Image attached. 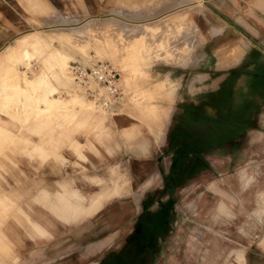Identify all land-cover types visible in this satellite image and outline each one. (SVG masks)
<instances>
[{
  "label": "rangeland",
  "instance_id": "obj_1",
  "mask_svg": "<svg viewBox=\"0 0 264 264\" xmlns=\"http://www.w3.org/2000/svg\"><path fill=\"white\" fill-rule=\"evenodd\" d=\"M156 1L160 0H146L144 5L153 6ZM197 1L189 0L180 8L196 9L188 6ZM206 1L199 3L206 5ZM253 1L236 0V7L248 18H254L253 23L264 24V4ZM251 5H256L259 17H252ZM121 6L116 12L91 15L70 25L57 24L52 28L22 33L0 50V264H20L23 253L35 246L37 201L30 193L35 191L36 173L48 163H53L54 168L71 165L86 173L107 169V181L113 188L107 196L101 194L96 199L95 191H87L84 198L95 200L93 205L97 203L90 208L59 207L63 195L57 192L52 201L53 196L48 199L45 192L44 198L38 199L40 202L43 199L45 205L44 222L38 226V234L45 237V248L53 242L51 238L57 236L59 225L64 224L59 222L85 220L77 228L81 231L100 219L104 226L120 224L123 231L124 239L116 242H122L118 245V255L108 256L113 260L112 264H150L147 248L150 242L154 243L156 260L163 257L159 253L164 248V262H170L174 244L167 236L181 233L178 228L184 219L188 223L193 221L188 232L190 237L197 239L192 240L193 252L197 241L199 249L206 247L207 236H203L200 227L194 225L197 219L226 221L229 184L264 183L259 175L264 173V144L258 142L259 130L256 128L264 122V104L260 103L258 96L260 88H264V80L260 79L263 70L259 64L264 61V44L259 42L264 40V35L258 32L254 34L256 39L244 29L246 36L243 35L249 39L251 47L239 49L234 46L221 50L222 60L217 61L220 71L216 73L202 69L175 75L171 64L192 67L198 61L195 46L202 44L205 34L197 32L200 39H196V35L189 32L187 43L179 45L189 30L183 27L185 23L181 21L180 9L154 18L137 0L121 1ZM167 6L163 3L159 9ZM227 6L232 8V1H228ZM175 12L178 13L173 14ZM55 13L61 12L56 10ZM92 18H98L101 23L88 24ZM161 19L170 28L164 35L155 33L151 41H148V33L135 35L132 31H121L115 35L121 27L108 25L119 20L136 27L144 24L154 30V25ZM58 26L61 27L59 30H53ZM50 32L55 33L48 34ZM215 33L211 32L212 35ZM218 35L221 34L214 36ZM33 36L41 37L38 48L31 46ZM106 41H109L107 45ZM8 45L11 46L3 54ZM27 46H30L28 54L19 50ZM203 56L204 52L198 55L200 59ZM100 57L112 60L121 72L124 96L111 108L87 96L69 71L73 59L90 63ZM12 65L21 72L19 80L47 78L50 86L18 90L15 81L7 75L10 73L4 75ZM246 75L249 89L236 87ZM178 82L180 88L174 91L173 85ZM188 87L201 88L204 94L195 95V90H189L192 95L182 97ZM207 90L218 91L211 94ZM46 91L50 97L63 102L72 103L74 98H80L85 105L77 103L47 111L46 99L41 98ZM12 96L19 98L13 99ZM27 96L32 100H26ZM39 98L42 100L37 101ZM14 102L15 105L11 104ZM160 105H163L164 113L153 120H159L162 126L160 131L164 138L160 141H165L167 132L169 138L149 157L136 159L131 151L134 144L137 145L146 133L155 136V125L153 123L151 128V119L147 117L152 112L143 113V109L152 111ZM251 107L253 110L249 112ZM116 138L121 140L118 146L124 148V152L118 155L114 148ZM136 163L141 164L140 178L145 180V185L150 181L148 190L142 187L141 191L137 190L133 175ZM234 173L238 175L233 176ZM147 193L151 196L149 207H135L138 199L146 200ZM111 195H119L120 200L95 217L102 210V207L97 208L104 203L102 199ZM261 195L264 201V194ZM80 196V191L73 188L67 198L78 205L74 199ZM82 212L84 214L80 215ZM117 230L113 227L108 232L116 233ZM148 232H153L156 239H149ZM133 233L139 234L140 238L135 243L132 242ZM135 250L138 255L134 256ZM94 258L100 259L99 256ZM94 263L96 261L91 262Z\"/></svg>",
  "mask_w": 264,
  "mask_h": 264
},
{
  "label": "crops",
  "instance_id": "obj_2",
  "mask_svg": "<svg viewBox=\"0 0 264 264\" xmlns=\"http://www.w3.org/2000/svg\"><path fill=\"white\" fill-rule=\"evenodd\" d=\"M121 1L124 2L127 0H0V50L6 46L9 41L25 32L40 30L45 27L52 28L57 24L70 25L80 22L91 15H105L110 12H116L117 9L122 8ZM137 1L140 5L144 6L145 11L148 10V12H150L148 15H152L154 18L168 13L170 14L180 9L178 12L183 16L181 21L185 23L183 27L189 28V30L184 33V37L182 35L183 38H181L183 42L179 45L187 43L189 32L195 34L196 39H200L197 32L205 34V40L202 44H197L195 46L196 57L204 52L203 58L201 57L200 61H197L198 63L196 62L192 67H185L181 63L171 64L175 75L182 71L188 73L194 70L197 72L202 69H209L213 73H216V71H220L217 61L221 59V50L234 46H238L239 49L244 46H247V49L251 47V45H248L250 42L248 41L249 39L245 37L246 32L244 29L255 38L257 36L254 34L258 32L264 35V24L261 22L253 23L254 18H248L240 12L236 7V0H194L197 2H194L192 5L190 4L188 7L196 9L180 8L188 4L189 0H160L159 2L156 1L155 5L147 7L144 5L146 0ZM202 1H206V5L199 3ZM228 1H232V8L227 6ZM163 3H166L168 6L159 9ZM254 3L264 4V0H255ZM255 7L256 5H251L249 7V12L252 17H259V12ZM56 10L61 13L56 15ZM152 10L154 12H151ZM173 14H177V12ZM73 17H77L78 19H74ZM240 17L250 22L247 24L246 21L242 20ZM91 21L100 22L98 18H92L90 22L89 20L87 22L91 23ZM113 24L121 27L120 30H116L115 35H118L121 31L123 33L132 31L135 35H144L150 30L148 32V41H151L155 33L163 34L170 28L162 19L158 20L154 25V30L151 28H147V30L144 24L136 27L127 23L124 24L119 20L110 22L108 25ZM60 28L61 27L58 26L53 28V30L57 31ZM215 31L221 35H212L211 32ZM54 33L55 32H50L48 34ZM37 34L43 33L38 32ZM109 34L111 35V33ZM24 38H26V36H24ZM16 42L17 41L14 43ZM108 42L109 41H106L105 44L107 45ZM259 42L264 44V40L260 39ZM11 45H8L6 49L3 50V54L7 52V49ZM261 58L263 59V57ZM259 64L260 70H263L260 72V79L262 81L264 80V61L261 60ZM204 67H211L212 69ZM247 78V75L242 76L236 87L241 86L245 89H249L247 87ZM189 90H195V95L204 94V90L201 88H185L182 97L192 95V93L188 92ZM218 90L207 91H211V94H213ZM258 96L260 103L263 105L264 88H260ZM252 110L253 108L251 107L249 112ZM256 128L259 130L258 137L260 140L258 142L264 144V122H261ZM167 138H169L168 132L165 141ZM164 142L156 139L154 134L146 133L137 145L134 144L131 150L132 155H135L136 159L149 157L150 154ZM118 144H121V140L116 138V145L114 146L116 155L124 152L123 145L120 147ZM141 173V164L136 163L133 166V175L136 181V187L138 185L137 190L141 191V187L148 190L147 188L150 186V181L148 180V184L145 185V180L140 178ZM237 175L238 173H234L233 176ZM259 175L261 176L260 180H264V173H260ZM108 178L109 174L107 173V169L100 170L99 172L95 171V173H86L82 169L72 168L71 165H60L54 168L53 163L46 164L41 171H38L36 173L35 191L34 193H30V195H35L37 201L35 204L36 213L34 216L35 224L37 225V233L35 235L36 242L33 248L23 253L24 258L20 264H91L92 261H96L94 264H99L98 260L101 261V264H112L111 262L113 260L111 261V259H108V256L118 255V253H116L119 248L118 245L122 244V242L119 244H116V242L124 239L120 224L104 226V224H102L103 220L96 219L91 226L77 231V228L84 224L85 220H79L77 222L71 220L59 222L64 224L59 225L57 236L51 238L53 242L49 243L46 248L44 246V235L42 233L38 234V226L43 225L45 217L43 199L41 202L38 199H40V197L44 198L45 192L49 195L48 199L53 196L51 199L52 201L54 197L57 196V192L63 195L61 197L63 199L60 201L62 203L58 204L59 207H95L97 204L95 203V205H93L95 200L86 199L84 195L87 191H95V199L101 194L103 197L107 196L109 190L113 188L109 187ZM73 188H77L81 193L80 197L74 199V201L79 202L78 205L67 198L69 191ZM228 192L229 196L226 203L228 215L226 221L218 222L215 221V219L213 220V218H200V220L197 219L198 221L194 223L195 226L198 228L200 227L202 235L207 236V243L204 244L206 247H201L199 249V247H197L199 242L197 241L195 251L193 252L192 240L197 239L188 235L190 224H193V221L188 223L187 219H184L178 228V230H181V233L167 236L172 244H174L170 262H164L166 251L164 248L161 254L159 253V256L163 254V257H161L160 260L159 258L156 260L154 243L151 244L150 242L147 247L148 256L151 257L150 264H264V201L261 195L264 194V183L229 184ZM148 193L146 194V200L138 199L135 204L136 206L134 204L132 206L137 208L149 207L148 201L151 196L148 195ZM232 196L234 197L233 200ZM104 199L105 198L102 199L104 203L97 206V208L102 207V210L94 215L95 217L101 214L106 207L118 202L120 197L119 195L116 197L111 195L108 196L106 200ZM63 202L65 203L63 204ZM92 213L93 212L89 214L92 215ZM83 214V212L80 213V215ZM135 221L136 219L133 220V228L135 227ZM150 221L151 219L149 216L148 222ZM75 223L78 225H75ZM113 227L118 229L117 232L109 233L108 230ZM164 235L166 238V234ZM148 238L151 240L156 239L153 232H148ZM139 239V234L133 233L132 242L135 243ZM161 239H164L163 235ZM135 251H133L134 256L138 255V252L136 251V253ZM95 256H99L100 259H95ZM104 257H106V259H104Z\"/></svg>",
  "mask_w": 264,
  "mask_h": 264
},
{
  "label": "built area",
  "instance_id": "obj_3",
  "mask_svg": "<svg viewBox=\"0 0 264 264\" xmlns=\"http://www.w3.org/2000/svg\"><path fill=\"white\" fill-rule=\"evenodd\" d=\"M69 68L80 88L94 102L111 108L124 96L121 72L112 60L100 57L86 63L73 59Z\"/></svg>",
  "mask_w": 264,
  "mask_h": 264
},
{
  "label": "bare ground",
  "instance_id": "obj_4",
  "mask_svg": "<svg viewBox=\"0 0 264 264\" xmlns=\"http://www.w3.org/2000/svg\"><path fill=\"white\" fill-rule=\"evenodd\" d=\"M176 13V12H175ZM178 13V12H177ZM59 20V19H58ZM89 22H90V20H89ZM88 23V22H87ZM91 23H92V21H91ZM160 23V22H159ZM89 24V23H88ZM94 24V23H93ZM87 25V24H86ZM228 25V24H227ZM155 27V26H154ZM228 27H229V25H228ZM85 28V27H84ZM73 29V28H72ZM147 29V28H146ZM85 30V29H84ZM83 30V31H84ZM148 30V29H147ZM222 30V29H221ZM79 31V30H78ZM86 31V30H85ZM150 31V30H149ZM148 31V32H149ZM81 32H82V30H81ZM147 32V33H148ZM217 32V31H216ZM220 32V31H219ZM221 33V32H220ZM149 34V33H148ZM151 34V33H150ZM215 34H218V33H215ZM214 34V35H215ZM146 35V34H145ZM33 37H35V36H33ZM111 38V37H110ZM32 42H33V40H32ZM23 43V42H22ZM41 45V37H35L34 38V42L31 44V46L33 47V48H38L39 46ZM18 48H20V47H18ZM17 48V49H18ZM29 49H30V46H27V47H24V48H22V49H19L21 52H24V53H27L28 54V51H29ZM8 50V49H7ZM16 50V49H15ZM31 50H33V49H31ZM12 52H14V50L12 51ZM16 52H19V51H17L16 50ZM20 52V53H21ZM11 55H13L12 53H10V55L9 56H11ZM14 55H15V53H14ZM21 55V54H20ZM12 57V56H11ZM16 58V57H15ZM19 58V57H18ZM198 58V61H200V58L199 57H197ZM193 61H197V60H193ZM194 63H196V62H194ZM198 63V62H197ZM148 65V64H147ZM146 65V66H147ZM191 65H192V62H191ZM144 67H145V65H144ZM162 68V67H161ZM164 68V67H163ZM166 68H167V66H166ZM139 69V68H138ZM158 69V68H157ZM69 71H70V68H69ZM7 72H9L10 74H7ZM5 74V77H6V74L7 75H10V77L15 81V85H17L16 86V88L18 89V90H20V89H22V90H25V89H32V88H48L49 86H50V83H49V80L47 79V78H44V79H39V80H37V81H33V80H31V79H23V80H19L20 79V77H22L21 76V72L19 71V69H17L14 65H12L11 67H9V69H7L5 72H4ZM70 73H71V71H70ZM71 75H72V73H71ZM4 77V76H3ZM9 77V76H8ZM7 77V78H8ZM72 77H73V75H72ZM7 78L5 79V80H7ZM10 79V78H9ZM8 79V80H9ZM74 79V78H73ZM189 79V78H188ZM4 80V79H3ZM4 80V81H5ZM7 80V81H8ZM11 80V79H10ZM9 82H11V81H9ZM5 84V83H4ZM185 85V84H184ZM190 85V84H189ZM186 87V86H185ZM180 88V85H179V82L178 83H175L174 85H173V89H174V91H176V90H178ZM189 88V87H188ZM39 91V90H38ZM48 92L49 91H46V94H44V97H41V98H44V99H46V101H44V102H47V105H46V110L47 111H51V110H54V109H57V108H59V107H67L68 105H74V104H77V103H81V104H84L85 105V103L80 99V98H74L73 99V101L74 102H68V101H62V100H60L59 98H57V97H50L49 95H48ZM20 93V92H19ZM17 95V94H16ZM42 95V94H41ZM40 95V96H41ZM181 95V94H180ZM19 96V95H18ZM20 97V96H19ZM19 97H16V98H19ZM39 97V96H38ZM12 98L14 99L15 98V96H12ZM15 98V99H16ZM27 98L28 99H31L29 96H27L26 97V100H27ZM35 99H36V97H35ZM32 100V99H31ZM30 100V101H31ZM39 100H42V99H38L37 101H39ZM120 100V99H119ZM15 101V100H14ZM17 101V100H16ZM33 101H36V100H33ZM32 101V102H33ZM36 101V102H37ZM72 101V100H71ZM19 102V101H18ZM43 102V103H44ZM31 103V102H30ZM38 103V102H37ZM41 103H42V101H41ZM7 104H8V102H7ZM10 104V103H9ZM11 104H13V105H15V102L14 103H11ZM35 104V103H34ZM28 105H30V104H28ZM20 106V105H19ZM165 107H167V105L165 104L164 105ZM26 107V106H25ZM164 107V108H165ZM152 108V107H151ZM163 105H160L158 108H156V107H154V110H149V109H143V113L144 112H146V113H149V112H152V113H150V114H148V118H150L151 119V128H153V126H152V124L154 123V125H155V129H154V131H155V137H156V139H158L159 141L160 140H162L163 138H164V134L160 131V129H161V127L162 126H160V124H159V120H153L154 118H157L158 116H160V114L161 113H164L163 111ZM45 109V108H44ZM37 110V109H36ZM39 110H41V109H39ZM45 110V111H46ZM212 110V109H211ZM41 111H43V110H41ZM55 111V110H54ZM26 112V111H25ZM38 112V111H37ZM261 165L258 163V168L260 167ZM169 169V168H168ZM242 170H244V169H242ZM227 180L229 181V182H231L232 180L230 179V178H227Z\"/></svg>",
  "mask_w": 264,
  "mask_h": 264
}]
</instances>
